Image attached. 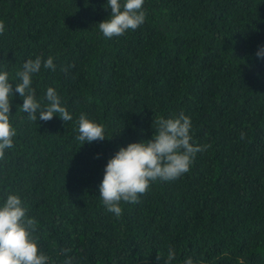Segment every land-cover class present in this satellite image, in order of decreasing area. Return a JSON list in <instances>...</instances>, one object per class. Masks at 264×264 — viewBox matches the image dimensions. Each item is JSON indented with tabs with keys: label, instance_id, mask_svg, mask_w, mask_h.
Wrapping results in <instances>:
<instances>
[{
	"label": "trees",
	"instance_id": "obj_1",
	"mask_svg": "<svg viewBox=\"0 0 264 264\" xmlns=\"http://www.w3.org/2000/svg\"><path fill=\"white\" fill-rule=\"evenodd\" d=\"M143 10L136 30L109 39L98 27L107 0H0V71L15 89L26 60L52 56L55 70L42 67L31 87L42 108L54 88L72 116L32 122L14 91L0 204L21 198L49 264H165L169 248V264H264V0H144ZM181 112L190 142L210 147L116 217L99 197L108 159ZM81 113L106 139L80 144Z\"/></svg>",
	"mask_w": 264,
	"mask_h": 264
},
{
	"label": "clouds",
	"instance_id": "obj_2",
	"mask_svg": "<svg viewBox=\"0 0 264 264\" xmlns=\"http://www.w3.org/2000/svg\"><path fill=\"white\" fill-rule=\"evenodd\" d=\"M107 5L110 16L98 24L105 38L136 30L146 19L144 0H107ZM4 30L5 25L0 21V34ZM256 55L264 57V46L258 49ZM53 61L52 56L44 60L40 56L26 60L22 70L16 73L20 82L15 83V89L9 83L8 73L0 71V160L5 158L6 149L14 147L16 130L10 123L14 91L23 98L20 110L27 113L32 122L37 119L49 121L54 114L64 122L72 119L54 88L47 89V104L42 108L35 97V89L31 87L33 74H38L42 67L55 70ZM61 70L67 73L68 68L63 67ZM155 123L151 139L120 147L105 165L103 179L98 186L99 197L106 209L116 217L122 215V202L138 203L153 181H171L181 177L190 170L195 155L210 147L190 142L191 119L183 112L175 118L158 117ZM78 132L76 139L81 145L106 139L104 125L89 120L83 113L79 116ZM240 135L243 139L245 134L241 132ZM27 211L21 198L15 194H8L0 204V264H49L50 258L40 252L34 235L38 221L29 217ZM62 251L67 253L69 249ZM160 257L158 254L157 259ZM174 258L175 252L169 248L165 264ZM64 264H72L71 259H66ZM184 264H193V261L188 258Z\"/></svg>",
	"mask_w": 264,
	"mask_h": 264
}]
</instances>
